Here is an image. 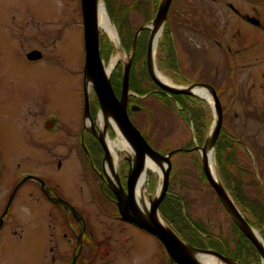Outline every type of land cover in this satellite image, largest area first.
Instances as JSON below:
<instances>
[{"label": "rangeland", "instance_id": "374dc122", "mask_svg": "<svg viewBox=\"0 0 264 264\" xmlns=\"http://www.w3.org/2000/svg\"><path fill=\"white\" fill-rule=\"evenodd\" d=\"M103 1L118 30L121 45L129 55L133 49L138 30L154 20L158 3L153 0H144V3L135 6L133 2L136 0ZM219 1L223 7H220L219 11H215L218 8L215 0H176L171 9H169L168 18H166L163 26L157 53L155 54V64L163 74L178 85L208 83L217 89L218 95L221 92L220 99L225 112L223 120L224 134L230 135L229 124L232 120L230 116L232 109L229 107V98L233 92L229 88L225 59L217 58L215 45L210 37L211 30L207 25V22L213 23L216 16L223 21V24L224 21L231 18L229 9L225 7L227 0ZM169 23L173 24L172 32L171 29L170 32L167 30V24ZM124 30L127 31L128 35ZM145 30L139 34L138 39L141 38L142 41L145 38L146 40L150 39L151 31ZM120 31H123L128 39L125 44L122 42ZM103 35L107 37V40L114 48L111 55L107 56L101 53L106 65L109 64L118 50L115 43L100 30V38ZM32 48L48 53L49 62L33 64L24 59L23 53ZM143 56V58H139L140 53L137 55V61L134 64L133 85H141L140 87H142L144 92H147V95L140 96L130 89L134 95L129 97V110H132V107L139 109L134 111L137 113L131 116L138 122L140 128L145 129V133L150 137L151 146L156 151L166 155L165 153L167 152L185 150L174 154L171 159L170 176L171 181L173 180V192L185 199L188 213L193 219L201 220L207 224V233L209 235H227L231 229L230 219L203 173L200 154L198 155L195 151L188 149V142L189 140L191 141L193 134V125L191 122L188 124L185 115L180 114L181 111L178 108L176 111L173 109V111L167 110L168 108L165 106L169 105L167 97L170 98V96L162 92L158 86V89H156L152 80L150 81L146 77L147 54ZM85 61L86 50L81 0H0V73L1 71H6L7 73L6 79L2 83V87H0V108L18 107L24 102L26 106H30L33 100H40L43 109L51 106L59 109L60 115L62 117L66 116V119L64 121L62 119V122L67 123L66 133H62L60 130V133L54 135V137L56 136L55 138L59 139L55 148H58L57 150L60 153H64L69 148V140L73 142L76 137H80L83 143L85 123L86 128L90 127L87 123V116L86 120H84V115H82L80 110V105L87 92ZM47 62L49 65H47ZM123 63L120 61L111 72V76L114 77L113 79L116 82L121 81ZM241 78H243V75ZM28 89L30 90L27 96L23 97V94ZM36 89L38 91L34 92ZM88 93L90 101L97 104L98 100L93 85ZM153 93L163 94L164 97L146 99L149 94L152 95ZM204 102L206 103L204 104L205 110L212 120V126L215 120V111L207 101ZM9 109L13 112L14 108ZM236 111L239 114V119L235 120V123L242 124L240 107L237 106ZM7 115L13 114L9 112ZM15 116H17L16 123L10 128L11 137L7 141V147L10 150L4 158V162L7 164L6 168L8 170H19L20 164L23 170L30 171L31 168L36 170L43 167V170H46V167H52L45 166L48 155L47 150L50 151L52 149H48V145L51 144L47 143V145L43 140L39 142L40 148L38 145L36 151L30 150L32 157H39L40 166L37 168L32 161L23 160L20 155L21 146H25L28 150L30 148L22 140V133L28 131V137H31L30 140L38 141V137L41 138V135L46 132L40 131L41 135L34 134L33 129L30 130L26 124L22 123L18 113ZM94 120L95 125L98 127L101 124L99 112H97ZM107 131L111 138L116 139L115 130L111 125L108 126ZM224 134L221 138V143L226 145L227 149L223 154V166L219 165V156L215 148L216 165L220 180L225 186L224 181L231 176L234 181L238 179L241 182L244 190L246 186V190L249 192L248 175L245 170H240L243 169L240 166L246 169L251 168L259 178L261 174L260 157L257 153L249 156L242 151L240 153L233 149L228 135L225 136ZM236 139L241 141L242 145H247L243 136H236ZM196 143H198L197 140H195V146L197 145ZM50 154L52 153L50 152ZM31 156L29 155L28 159H33ZM232 160L234 164H232ZM130 168L131 161L125 158L119 168V176L125 187ZM94 170L99 172L96 167H94ZM64 171L67 172L64 174L63 171L57 172L55 170L51 173L54 174L55 181L65 191L75 195L76 198L80 197L81 189L85 188V185L81 182L82 179H78L81 185L76 184L77 176L75 171L74 175L73 171H70L69 165L66 166ZM244 177L245 183L243 182ZM158 180V175L150 171L149 196L156 193ZM231 184L234 185L235 183L231 180ZM94 185L93 183V194H95L94 189L96 190ZM32 189L31 186H28V195L31 194ZM37 195L33 190V196ZM99 198L103 199L105 197L100 193ZM112 204H110V207L106 206L108 215L97 214L98 210H96L94 204L92 209L93 228L106 234L108 259L115 264L125 263L124 251L116 235V231H118L120 226L124 231L131 232L134 236L133 238L126 236L123 238L127 248L135 249L134 264H168L170 257L160 241L136 226L124 223L120 216L118 219V210V215L111 213L116 208L115 204ZM237 206L242 214L247 217L246 207ZM28 219L32 222V228L40 227L38 223V219H41L40 216L38 218L35 213H32L28 214ZM256 230L262 234L261 230ZM221 232L223 233L221 234ZM1 249H3L2 244H0V264H4V256Z\"/></svg>", "mask_w": 264, "mask_h": 264}, {"label": "flooded vegetation", "instance_id": "af4514ba", "mask_svg": "<svg viewBox=\"0 0 264 264\" xmlns=\"http://www.w3.org/2000/svg\"><path fill=\"white\" fill-rule=\"evenodd\" d=\"M174 2L176 0L172 1L170 9ZM215 2L218 4L215 11H219L223 6L219 0ZM225 5L230 11L231 18L223 24V21L216 16L213 23L207 22V25L211 30L210 37L213 39L217 58L225 59L229 88L233 92L229 98V107L232 109L230 114L232 120L229 124L230 144L233 149L242 151L246 155L257 153L261 160L259 178L251 168L240 167L248 175L250 188L247 192L248 197L252 200L258 199L260 202V212L246 207L244 209L247 217H244L254 230L262 231L260 236L262 235L264 241V0H227ZM167 25L172 32L173 24ZM22 56L33 64L49 62V54L37 48L25 51ZM6 74V71L0 73V87L6 79ZM29 90L25 91L23 97L27 96ZM37 91L38 89L34 92ZM220 95L221 92L219 98ZM24 103L18 107L0 108V244L3 245L1 251L4 264H115L108 259L106 234L94 229L92 224L93 204L98 210L97 214L108 215L106 206L110 207L112 203L117 209L115 208L114 213H111L118 215L119 211L117 212L116 197L109 188L105 172V151L91 130V123L87 128L85 123L83 143L80 137H76L73 142L69 140V148L64 153H60L58 148H55L59 139L54 135L60 133V130L66 133L67 123L62 122L66 116L62 117L55 106L43 109L40 100H33L30 106ZM237 106L242 113V124L235 123V120L239 119ZM9 108H14L13 112ZM80 110L84 120L89 116L95 123L94 118L98 112L95 102L90 101L88 115L84 98ZM9 112L13 115H7ZM17 113L22 123L30 130L33 129L34 134L41 135L40 131L46 132L41 135L42 139L38 137V141L30 140L28 131L23 132L22 140L30 149L21 146V157L24 161H32L38 168L39 157H32L30 150L36 151L39 142L43 140L45 144H51H47L49 146L47 148L52 150H47L45 166L52 167H46V170H43V167L36 170L31 168L30 171L23 170L20 164L19 170L6 168L4 158L10 150L7 141L11 137L10 128L16 123ZM95 128L97 129L96 125ZM236 136H243L247 145H242ZM29 155L36 161L28 159ZM67 165L70 171H73V175L75 171L76 184H80L78 180L80 178L85 185L78 198L65 191L51 173L56 170L65 174L67 171L64 169ZM94 167L98 168L99 172H96ZM28 176L33 178L24 181ZM120 181L124 184L121 179ZM93 183L96 188L95 194H93ZM28 186L34 188L30 195H28ZM123 186L126 188L125 185ZM33 190L38 194L35 197ZM100 193L105 198H99ZM32 213L41 218L38 219L39 228L31 227L32 222L28 219V214ZM119 216L120 214L118 219ZM120 219L126 224L134 225L123 220L121 216ZM118 228L116 235L124 251L123 256L126 258L124 264H134L135 249L127 248L123 240L125 236L130 238L134 236L120 226ZM260 260L261 264H264L261 257ZM168 264H172L171 258Z\"/></svg>", "mask_w": 264, "mask_h": 264}, {"label": "water", "instance_id": "95a60500", "mask_svg": "<svg viewBox=\"0 0 264 264\" xmlns=\"http://www.w3.org/2000/svg\"><path fill=\"white\" fill-rule=\"evenodd\" d=\"M172 1L173 0H161L155 19L138 30L133 49L129 54L130 61L128 63H123L124 67H123V77H122V94L121 97L119 98L116 95L113 85L111 83V73L107 75L105 63L101 56L100 29L98 27V13H97L99 0H81L83 22H84L85 50H86V62H85L86 75L93 80L94 91L100 103L101 111L103 110L111 114V116L117 123L121 133L123 134L124 138L131 145L135 153L134 165L131 164V168L127 176L126 198H123L121 193L117 190H114L110 186V184L109 187L115 194L117 207L121 218L129 223L138 226L142 230L147 231L150 234L154 235L166 248L171 258L172 264L173 263L199 264L189 252L188 249L189 246L194 250L204 253H209L219 257L222 260H227L228 256L223 255L217 251L210 249H197L191 246L186 241H184L173 229H171V227H169L167 224L161 223L159 220L156 219V215L157 214L160 215L159 207L162 201L164 200V198L166 197V195L168 194L170 173L172 168L171 157L177 151L184 152L185 150L172 151L166 155H163L160 152L156 151L146 140L142 132L132 122L128 113L129 97L131 95H134L130 91V72H131L134 52L137 45V39L139 34L143 30L148 29L151 31V34H150V39L147 48V56H146L147 69L150 77L152 78L154 83L162 90V92L170 96L173 95L194 96L201 100L206 101L205 99L194 94L190 88L194 86H200L210 91L213 100V104L211 106L215 111V120L211 126L208 135L206 136L203 146L201 147L196 145L193 149L190 150L191 151L196 150L200 153L202 158L203 171L207 181L209 182L210 186L213 188V190L219 197L220 201L222 202L223 206L225 207L231 218L238 225L239 229L254 244V246L259 252L261 259L264 262V246L255 235L254 232L256 230H254L251 227V225L247 222V220L245 219L244 215L241 213L236 203L234 201L229 200L227 195L228 190L226 189V187L223 184L221 185L217 183V181H215V179L211 176L209 171L208 161L206 160L205 155L200 151L201 149L205 150L208 136H210L211 144L215 148L218 138L222 131L224 111L216 89L212 85L207 83H201V84L191 83L189 85H186L184 88L171 87L162 83L159 79L156 78L154 74L153 69L155 65L156 53H154V48L152 43L153 31L152 28L150 27V24H152L156 29L160 27L163 28ZM36 58L39 57L36 56ZM114 68L112 70H114ZM85 100H86V114L89 115L90 98L88 92L85 93ZM137 110H139L137 107H132V111H137ZM91 130L95 134L96 128L93 119H91ZM95 136L105 151L106 159H108L110 157V152L104 139L97 136L96 134ZM147 158H151L156 162H162L166 164V169L164 170V174H163L162 189L157 200L152 205L150 220H147L142 215V213L139 211L135 203V190H136L137 181L145 168V163ZM127 159L130 160L129 158ZM31 178L33 177L29 176L25 178L24 181Z\"/></svg>", "mask_w": 264, "mask_h": 264}, {"label": "trees", "instance_id": "16d2710c", "mask_svg": "<svg viewBox=\"0 0 264 264\" xmlns=\"http://www.w3.org/2000/svg\"><path fill=\"white\" fill-rule=\"evenodd\" d=\"M153 1L158 3V6H157V11H158V7H159L161 0H158V1L153 0ZM142 3H144V0H136L133 2V5L138 6ZM157 11H156V14H157ZM156 14H155V17H156ZM167 30H169L170 32V28L168 25H167ZM124 32L127 33L126 30H124ZM120 35L123 39L122 42H124L125 44L128 39L125 37L123 31H120ZM100 41H101L102 55H107V56L111 55L114 51V48L112 47L111 43L107 40V37L103 35L100 38ZM148 41L149 39L146 40V38L143 41L141 40V38L138 39V44L136 47V52H135V55L132 61L131 72H130V82H131L130 89L131 91L139 94L140 96L147 95V92L143 91L142 87H140L141 85H138V84L137 86L133 85L134 84L133 83L134 64L137 61V55L139 53H140L139 58H143L144 54L146 56ZM122 77H123V71L121 72V81L116 82L115 79H113L114 77L111 76V83L118 97H120L121 95ZM146 77L150 79V81L152 80V78L148 74L147 68H146ZM152 82L154 83L153 80ZM155 86H156V89H158L156 84ZM161 95H159V93H153L152 95L149 94L146 97V99H151L152 97H164V95L163 96ZM167 99H169L168 100L169 105L165 106L166 108H168L167 110L176 111L178 108L181 111V112L179 111L180 114L185 115V118L188 124L191 122V124L193 125V134L191 136V141L189 140L188 142V149L195 147V140L198 141V143H196L197 145L203 146L205 139H206V133L209 130L211 123H212V120L210 119L207 111L205 110L204 104L206 103L197 97L186 96V95H174L172 98L167 97ZM99 107H100L99 102H97L96 111L99 110ZM134 113H137V112L129 110V115H130L131 120L141 130V132L143 133V135L146 137L147 141L151 145L150 137L147 133H145V129L140 128L138 122L135 121V119H133V117L131 116ZM224 133L225 131L223 127L221 135L216 145L217 155L219 156L218 162L220 166H223V162H224L223 154L227 149V146L222 145L221 143V138L223 137ZM224 135L226 136L228 134H224ZM180 152L182 151H177L176 153H180ZM195 153L197 154L198 152L195 151ZM225 160L227 161L226 158ZM232 164H234L233 160H232ZM240 170H243V169H240ZM231 180L233 181V183H235L234 185L231 184ZM244 180H245V177L243 178V182ZM170 181H171V176H170ZM225 181H224L225 186L231 192V195L237 205H240L242 207H251L252 209L260 212V202L258 199L252 200L251 198L248 197L247 190H246L247 187L244 184L245 182L243 183L245 186V190H244V187H242V184L238 179L234 181L233 179H231V176H229L228 178H226ZM172 188H173V180L169 184V190H168L169 193L162 201L159 207V212H160L161 217L169 225V227H171V229H173L184 241H186L188 244H190L191 246L197 249H212L222 254H227L230 257H233L241 261L244 264H261L260 256H259L257 249L255 248L253 243L250 242L248 238L243 234V232L239 229L238 225L232 220V218L229 216L225 208L224 210L231 222V229L229 230L230 233H228L227 235L218 234L220 236L209 235V233H207V228H208L207 224L203 223L201 220L193 219L189 215L188 210H187V202L185 201L184 198L174 193ZM218 200H219V203L223 206L219 198Z\"/></svg>", "mask_w": 264, "mask_h": 264}, {"label": "bare ground", "instance_id": "6f19581e", "mask_svg": "<svg viewBox=\"0 0 264 264\" xmlns=\"http://www.w3.org/2000/svg\"><path fill=\"white\" fill-rule=\"evenodd\" d=\"M97 13H98L99 29L102 30L109 37V39L115 43L118 50L116 55L113 57V59L110 60L109 64L105 65L106 73L107 75H109L111 73V70L120 61L124 63H128L130 61V55H128L125 52V50L121 45V40L118 31L111 19L109 12L106 9L103 0H99L98 2ZM150 27L152 28L153 31L152 43H153L154 53H157L156 51L159 45L163 28L160 27L156 29L152 24H150ZM153 70L156 78L159 79L165 85L176 88L185 87L174 83L170 78H168L158 69L156 64L154 65ZM92 85H93V80L89 76H87L86 78L87 92H90ZM190 89L194 94L205 99L210 105L213 104V100L209 90L200 86H194ZM99 121L101 122V124L97 127L95 134L104 139L110 152V157L105 161V172L107 174L109 184L114 190L119 191L123 198H126L127 189L126 188L124 189L120 181L119 168L125 158H129L131 164L134 165L135 162L134 150L132 149L131 145L127 142V140L124 138L117 123L115 122V120L113 119V117L109 112L102 110L99 113ZM87 123L89 125L91 123V119L89 116H87ZM110 125L115 130L116 139L111 138L107 131L108 126ZM200 151L205 155L206 160L208 161L209 171L211 176L215 179V181H217V183L222 185L216 165L215 148L211 144L210 136L207 137L205 150L201 149ZM165 169H166L165 163L156 162L151 158H147L145 163V168L137 181L136 190H135V203L139 211L147 220H150L152 205L157 200L161 192L163 174ZM150 171L156 173L159 177V180H158V187L156 189V193L149 196L148 183H149ZM227 195L229 200L233 201V198L229 193V191H227ZM156 219L159 220L161 223L166 224L165 221L158 214L156 215ZM254 233L259 239V241L262 243V245L264 246V241L262 240L260 233H258L257 231H255ZM188 249L191 255L199 264H242L239 261L231 259L230 257H228L227 260H222L215 255L194 250L190 246L188 247Z\"/></svg>", "mask_w": 264, "mask_h": 264}]
</instances>
